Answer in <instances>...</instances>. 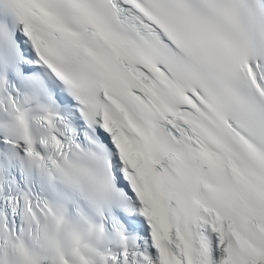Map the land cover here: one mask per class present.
<instances>
[{
  "label": "snow or ice",
  "instance_id": "1",
  "mask_svg": "<svg viewBox=\"0 0 264 264\" xmlns=\"http://www.w3.org/2000/svg\"><path fill=\"white\" fill-rule=\"evenodd\" d=\"M0 264H264V0H0Z\"/></svg>",
  "mask_w": 264,
  "mask_h": 264
}]
</instances>
